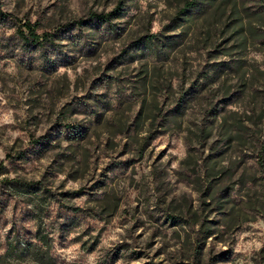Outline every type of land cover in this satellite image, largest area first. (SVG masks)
I'll return each instance as SVG.
<instances>
[{
	"label": "rangeland",
	"instance_id": "1",
	"mask_svg": "<svg viewBox=\"0 0 264 264\" xmlns=\"http://www.w3.org/2000/svg\"><path fill=\"white\" fill-rule=\"evenodd\" d=\"M263 115L264 0H0V264H264Z\"/></svg>",
	"mask_w": 264,
	"mask_h": 264
},
{
	"label": "trees",
	"instance_id": "2",
	"mask_svg": "<svg viewBox=\"0 0 264 264\" xmlns=\"http://www.w3.org/2000/svg\"><path fill=\"white\" fill-rule=\"evenodd\" d=\"M111 15L112 14L98 15L96 18L98 20H103V21L108 22L110 20ZM25 27H27V29L29 30V35H27L21 29L17 30V34L22 40H24L28 43L37 44V45L43 44V41L41 40V36L37 33V29L35 28V26H32L31 24H26ZM263 118H264V115H263ZM262 150H263V154H264V145H263ZM44 257L45 256H41V258H39L37 261L44 264L46 261V259Z\"/></svg>",
	"mask_w": 264,
	"mask_h": 264
}]
</instances>
